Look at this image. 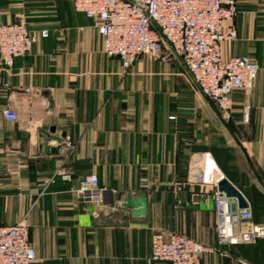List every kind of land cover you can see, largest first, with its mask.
<instances>
[{
  "label": "crops",
  "instance_id": "0c3cea01",
  "mask_svg": "<svg viewBox=\"0 0 264 264\" xmlns=\"http://www.w3.org/2000/svg\"><path fill=\"white\" fill-rule=\"evenodd\" d=\"M236 2L222 55L259 71L222 114L166 45V62L143 55L124 69L72 0H0V22L48 32L10 68L0 61V226L26 220L37 264H170L149 260L156 232L206 245L201 264H264V237L226 245L215 234L221 178L251 212L237 228L264 226V0ZM203 153L213 161L206 184L196 176ZM89 175L97 186L77 194ZM127 194L146 199L143 216L120 207Z\"/></svg>",
  "mask_w": 264,
  "mask_h": 264
},
{
  "label": "built area",
  "instance_id": "2783aa9c",
  "mask_svg": "<svg viewBox=\"0 0 264 264\" xmlns=\"http://www.w3.org/2000/svg\"><path fill=\"white\" fill-rule=\"evenodd\" d=\"M75 12L94 21L102 38L103 51L117 58L124 69L143 55L162 57L163 45L178 56L200 94L224 114L231 107L234 91L250 90L258 76V65L246 56L224 58L222 46L236 33L233 21L238 13L236 0H72ZM48 32H31L20 18L15 23L0 22V61L10 68L15 58L25 56L37 37ZM14 121L16 113L2 112ZM213 161L201 154L196 176L201 184L211 181ZM219 181V180H218ZM218 181H215L217 184ZM97 177H84L76 190L79 195L97 186ZM233 200L216 192V240L219 244H252L264 237V226L238 229L249 221V208L231 210ZM209 248L179 233L156 232L151 237V262L201 264ZM28 237L25 219L0 226V264H37ZM240 264H254L241 260Z\"/></svg>",
  "mask_w": 264,
  "mask_h": 264
},
{
  "label": "water",
  "instance_id": "95a60500",
  "mask_svg": "<svg viewBox=\"0 0 264 264\" xmlns=\"http://www.w3.org/2000/svg\"><path fill=\"white\" fill-rule=\"evenodd\" d=\"M53 130V129H51ZM64 135L62 134L61 137ZM59 141V139H56ZM217 192L223 194L226 198L233 200L231 210L244 209L248 207V203L242 194L226 179L221 178L217 183ZM120 207L129 209L133 216H143L146 212V199L142 197H135L131 194L125 195L124 200L120 203Z\"/></svg>",
  "mask_w": 264,
  "mask_h": 264
},
{
  "label": "rangeland",
  "instance_id": "374dc122",
  "mask_svg": "<svg viewBox=\"0 0 264 264\" xmlns=\"http://www.w3.org/2000/svg\"><path fill=\"white\" fill-rule=\"evenodd\" d=\"M166 62V61H165Z\"/></svg>",
  "mask_w": 264,
  "mask_h": 264
}]
</instances>
